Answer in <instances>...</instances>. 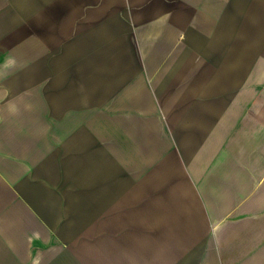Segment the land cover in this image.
<instances>
[{
  "label": "crops",
  "instance_id": "obj_1",
  "mask_svg": "<svg viewBox=\"0 0 264 264\" xmlns=\"http://www.w3.org/2000/svg\"><path fill=\"white\" fill-rule=\"evenodd\" d=\"M0 264H264V0H0Z\"/></svg>",
  "mask_w": 264,
  "mask_h": 264
}]
</instances>
